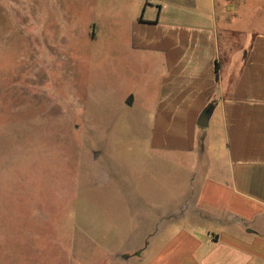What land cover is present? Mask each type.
Listing matches in <instances>:
<instances>
[{
  "label": "crops",
  "instance_id": "crops-1",
  "mask_svg": "<svg viewBox=\"0 0 264 264\" xmlns=\"http://www.w3.org/2000/svg\"><path fill=\"white\" fill-rule=\"evenodd\" d=\"M118 8L131 30L116 99L142 112L137 134L163 178L132 185L131 214L113 229L85 231L100 258L84 264H264V0Z\"/></svg>",
  "mask_w": 264,
  "mask_h": 264
},
{
  "label": "rangeland",
  "instance_id": "rangeland-1",
  "mask_svg": "<svg viewBox=\"0 0 264 264\" xmlns=\"http://www.w3.org/2000/svg\"><path fill=\"white\" fill-rule=\"evenodd\" d=\"M120 16L118 0H0V264L98 261L85 231L113 229L132 185L163 178L142 112L116 99Z\"/></svg>",
  "mask_w": 264,
  "mask_h": 264
},
{
  "label": "water",
  "instance_id": "water-1",
  "mask_svg": "<svg viewBox=\"0 0 264 264\" xmlns=\"http://www.w3.org/2000/svg\"><path fill=\"white\" fill-rule=\"evenodd\" d=\"M209 117H210V112L209 111H205L200 117L198 126L206 127L207 124H208Z\"/></svg>",
  "mask_w": 264,
  "mask_h": 264
}]
</instances>
